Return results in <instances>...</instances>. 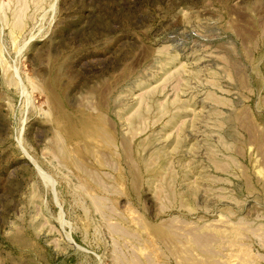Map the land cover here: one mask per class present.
<instances>
[{"label": "rangeland", "instance_id": "obj_1", "mask_svg": "<svg viewBox=\"0 0 264 264\" xmlns=\"http://www.w3.org/2000/svg\"><path fill=\"white\" fill-rule=\"evenodd\" d=\"M0 264H264V0H0Z\"/></svg>", "mask_w": 264, "mask_h": 264}]
</instances>
